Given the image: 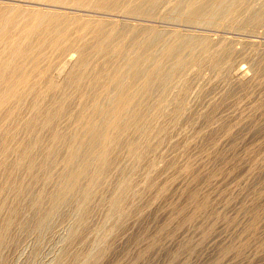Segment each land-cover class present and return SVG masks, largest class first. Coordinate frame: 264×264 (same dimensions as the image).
<instances>
[{
	"label": "bare ground",
	"instance_id": "6f19581e",
	"mask_svg": "<svg viewBox=\"0 0 264 264\" xmlns=\"http://www.w3.org/2000/svg\"><path fill=\"white\" fill-rule=\"evenodd\" d=\"M0 1V264L56 228L66 236L53 264L78 244L68 264H238L249 247L264 257V56L252 59L248 37L264 30V0ZM195 83L260 96L230 110L233 125L215 120V103L199 112L210 151L191 163L174 126ZM131 245V261L113 260Z\"/></svg>",
	"mask_w": 264,
	"mask_h": 264
},
{
	"label": "rangeland",
	"instance_id": "374dc122",
	"mask_svg": "<svg viewBox=\"0 0 264 264\" xmlns=\"http://www.w3.org/2000/svg\"><path fill=\"white\" fill-rule=\"evenodd\" d=\"M2 2V1H0ZM59 11H62V12H65L67 14H76V15H84V13H80V12H73V11H69V10H59ZM85 17V16H84ZM87 17V16H86ZM106 19H109L108 17H106ZM111 20V19H110ZM113 20V19H112ZM114 20H119V19H116L114 18ZM260 31V32H259ZM262 31V32H261ZM257 32V33H256ZM254 34H250L248 35V38L250 41H252V46H251V50H253L250 55L252 56V59L256 58L258 59L259 56H264V30L263 29H260L258 28L257 31H256ZM204 33V32H203ZM239 34L238 32H235V35ZM241 34V33H240ZM259 37H258V35ZM263 34V35H262ZM262 35V37H261ZM219 37V35H217ZM216 35L212 37V39H218ZM256 36V37H254ZM240 35L237 36L236 39H239ZM253 38V39H252ZM257 38V40H256ZM261 39V40H260ZM253 40H254V43H253ZM256 41V42H255ZM259 42V43H258ZM258 43V44H257ZM236 46H239V47H236ZM235 47L238 49H240V45L238 44H235ZM255 47V48H254ZM259 49H258V48ZM255 50H258V51H255ZM250 52V50L248 51V53ZM254 52V53H253ZM257 52V53H256ZM261 52V53H260ZM254 55H257L256 57H254ZM75 56V55H74ZM76 57V56H75ZM255 59V60H256ZM208 71V72H207ZM204 73V74H203ZM202 76L203 77H211L212 76V73L210 70L208 69H203L202 70ZM187 77H191V76H187ZM258 78V77H257ZM255 79V84L256 82H258V79ZM199 84V85H198ZM254 84V85H255ZM95 85V79L92 75L88 76L87 79H85L83 82H81V87L77 88L75 90V93L74 94V98L75 100H79L82 98V95H84V92L85 94H87L89 91H91V89L94 87ZM199 90H198V89ZM206 86H203L202 83H195V85L193 86V88L191 89L192 92L190 93V96H189V99H188V105H187V110L185 111V115L183 117V119L181 121H179L175 126H174V129L175 127L180 130H183L185 132V134H188V137L186 135V139L188 141H186V139L184 140V144L186 145L187 143H190V144H193V145H190V148H187L185 149V152L184 154L179 157L178 159L180 161H184V162H191V163H194L196 160H199V159H202V158H205L207 155H208V152L210 151L209 150V147H210V141L207 140V139H204L202 137V135H204V127L205 124L203 125V123L200 122L199 120V117L200 114L205 111L207 108H208V104L209 103H215L214 105H216V108H217V111H216V115H215V120L218 121H225L227 123V125H233V122L235 123L236 121H231L232 119H229L227 116L229 114V116L231 115L230 114V110L231 109H234V110H231V113L233 112H236L237 114H245L247 113V108L245 107V103H247L249 101V98L248 97H251V99H257L260 95H258V92H257V89H255L254 87H249L248 89H246V91H241V90H235L234 92H230L228 93L227 89L225 87H221L220 88H217L213 91H208V89ZM223 89V90H222ZM252 89V90H251ZM256 90V91H254ZM79 91V92H78ZM197 91V92H196ZM217 91V92H216ZM253 91V92H252ZM257 92V93H256ZM80 93V94H78ZM215 93V94H214ZM219 93V94H218ZM221 93V94H220ZM226 93V94H225ZM248 93V94H247ZM251 93H252V96H251ZM247 94V96H246ZM77 95V96H75ZM80 95V96H79ZM217 95V96H216ZM240 95V96H239ZM200 96V97H199ZM210 97V98H209ZM217 98V99H215ZM241 98V99H240ZM196 99H198L196 101ZM212 99V101H211ZM237 99V100H235ZM239 99V101H238ZM219 100V101H218ZM232 100V101H231ZM236 102H235V101ZM247 100V101H246ZM244 101V102H243ZM194 103V104H193ZM244 103V104H243ZM224 104V105H223ZM237 104V105H236ZM242 104V105H241ZM207 106V107H206ZM230 106V107H229ZM234 107V108H233ZM206 108V109H205ZM204 109V110H203ZM203 110V111H202ZM229 110V112H228ZM202 111V112H201ZM245 111V112H244ZM200 112V114H198ZM187 113V114H186ZM195 114V115H193ZM198 115V116H197ZM218 116V118H216ZM222 116V117H221ZM226 116V117H225ZM197 117V118H196ZM222 118V119H221ZM196 119V120H195ZM221 119V120H220ZM227 119V120H226ZM184 121V122H183ZM196 121V123H195ZM181 123V124H180ZM202 125V126H201ZM200 127V128H199ZM189 128H191L189 130ZM195 128V129H194ZM188 131V132H187ZM190 131V133H189ZM194 135V136H192ZM199 135V137H198ZM192 137V139H191ZM202 139V140H199V139ZM196 139V140H195ZM198 139V140H197ZM191 140V142H189ZM196 141V142H195ZM201 145V146H200ZM244 148H242L241 150H239V155L240 156H244V154H246V151H248L252 146H253V143L250 142V140L248 142H246L244 145ZM248 148V149H247ZM165 147L160 149V151H164ZM206 149V150H205ZM193 150V151H192ZM167 151V150H165ZM170 151V150H168ZM208 151V152H207ZM207 152V153H206ZM191 153V154H190ZM203 153V154H202ZM206 153V154H205ZM173 155V154H172ZM203 155V156H202ZM190 157V158H189ZM244 175V171H240L236 174L237 178H236V182H237V179H240V177H242ZM235 181H232L231 184H235L236 183ZM222 184V185H216L212 188V191L215 192H218V193H221V192H224L222 189L224 190H227V188L233 186L231 184ZM231 185V186H230ZM220 186V187H219ZM218 187V189H217ZM222 190V191H221ZM239 191V190H237ZM237 191H234L235 194H233L232 192V195L233 197H235L239 192ZM104 207V208H103ZM103 209V212L101 210ZM100 211V212H99ZM105 213V214H104ZM105 215H106V207L105 206H101L100 208H98L95 212V216H94V219L92 221V230H93V234L94 233H100L102 231V222L105 218ZM102 223V224H101ZM97 226V228H96ZM100 228V229H99ZM96 229V230H95ZM55 230V231H54ZM53 231V232H52ZM51 231V235L49 234L42 245L41 249L38 250V252L34 251L35 249V243L34 241H27L24 245H22L20 248H17V249H12V248H6L4 251H2V254H1V257H12V264H53V260L52 258L54 257L53 255H55V253H57V250L59 251L60 249V246H61V242L63 241V239H65V236H66V231L63 229V228H56V229H53ZM64 237V238H63ZM93 237V235L91 236ZM49 239V240H48ZM31 242V243H30ZM34 243V244H33ZM53 245V246H52ZM81 244H78V245H75V246H72L70 249L67 250V255L63 258L62 260V264H68L69 263V256L70 254H72L73 252L79 250L82 248V246H80ZM178 243L174 244V245H171L169 246V252L171 251H174L177 246ZM50 247V248H49ZM252 247V246H251ZM33 248V249H32ZM56 248V249H55ZM128 251L127 252H121L119 253L118 255L115 256V258H113V260L115 259V261H117V263H121V262H127V261H131L134 256H135V250H133V246H129L128 247ZM133 248V249H132ZM31 249V250H30ZM55 249V250H54ZM77 249V250H76ZM254 250V248H248L245 253L243 254L244 256H242L241 258H239L237 260V262H239L238 264H264V257L263 258H258V256L255 255V252L253 253L252 251ZM43 250V251H42ZM6 251V252H5ZM19 251V252H18ZM33 251V252H32ZM40 251V252H39ZM73 251V252H72ZM250 251V252H248ZM4 252V253H3ZM13 252V253H11ZM15 252V253H14ZM36 256H35V254ZM24 253V254H23ZM30 253L33 254L30 256ZM38 253V254H37ZM42 253V254H40ZM8 254V256H7ZM32 258L30 259L29 256ZM39 255V257H38ZM41 255V256H40ZM203 255H206V252L203 253ZM35 256V257H33ZM121 256V257H120ZM46 257V258H45ZM68 257V258H67ZM112 257V256H111ZM165 257V258H164ZM247 257V258H246ZM15 258V259H13ZM51 258V259H50ZM119 258V259H118ZM244 258V259H243ZM27 259V260H26ZM54 259V258H53ZM131 259V260H130ZM157 260L155 261H152V262H146V263H143V264H168V256L167 255H159L158 258H156ZM35 260V261H34ZM65 260V261H64ZM196 260V262H195ZM229 259L226 258V259H220V263L221 264H228ZM247 260V261H246ZM14 261V262H13ZM32 261V262H31ZM49 261V262H48ZM184 261V260H183ZM225 261H228L227 263ZM245 261V262H244ZM244 262V263H243ZM182 263V259L181 260H178V261H174L172 262L171 264H181ZM199 263V259H192L191 260V264H198ZM219 263V264H220ZM135 264H142V262H136Z\"/></svg>",
	"mask_w": 264,
	"mask_h": 264
}]
</instances>
